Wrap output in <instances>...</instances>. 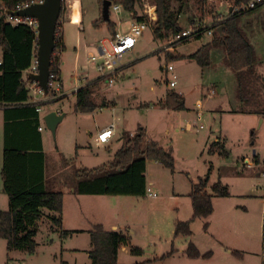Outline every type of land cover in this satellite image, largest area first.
I'll list each match as a JSON object with an SVG mask.
<instances>
[{
	"label": "rangeland",
	"instance_id": "obj_1",
	"mask_svg": "<svg viewBox=\"0 0 264 264\" xmlns=\"http://www.w3.org/2000/svg\"><path fill=\"white\" fill-rule=\"evenodd\" d=\"M78 1L81 2V9L78 5L76 8L83 12L84 31L81 37L84 39L76 54L73 48L66 49V52L64 49L62 53L64 65L61 69V83L67 92L81 81L76 77V70L78 74L85 72L87 80L96 77L95 70L86 64L87 56L94 48L88 49L86 45L90 46L91 42L110 35L105 25L100 28L91 25L96 18L101 17L98 0ZM140 1L136 6L137 14L142 13ZM71 3L74 1L65 0L64 13ZM182 9L178 21L183 31L196 23L207 27L208 23H212L211 18L230 17L235 13L229 12L228 5H224L218 13L209 18L203 17L197 0H184ZM109 16L115 20L118 17L122 22L125 18L133 19L131 13H125L122 9L118 13L110 11ZM242 23L257 55L263 60L259 71L264 72V4L245 13ZM151 25L139 38L132 52L123 54L115 83L109 86L103 81L98 82L93 99L97 105L102 100L115 103L113 113L118 129H125L127 134L133 136L142 127L145 137L149 136L163 147H171L173 168H166L154 160L146 161V182L155 196H109L107 200H79L77 205L68 187L75 167L93 168L112 156L113 151L107 153L97 150L89 139V132H95L94 122L100 124L110 121L112 109H95L92 113L79 115L69 106H64L65 117L54 133L44 127L43 138L48 175L56 173L53 190L63 193L64 223L61 228L66 234L62 235L59 228L52 226L48 219L51 213L43 209L45 217L41 216L35 227L34 251L7 250L6 241L0 238V264H88V251L91 248L88 229L94 217L101 220L104 227L101 226L106 230L110 224L122 228L123 234H127L124 227L126 224L135 230L134 236L129 235L126 246L130 249L139 248L141 253H131L128 248L119 253L118 264H143L148 260H151L150 264H163L160 260L164 256L158 255L165 248V240L176 236L173 235L176 221H186L192 215L188 198L191 182H195L198 177H205L208 172L210 183L220 180L227 186L229 196L213 197L211 215L194 219L190 225L192 233L200 238L205 229L219 234L226 227L264 228V116L231 112V105L235 102V81L232 72L223 65L217 53L212 57L213 65L203 70L194 61L180 58L186 56L188 50L200 46L212 34L205 32L200 41L190 40L178 44L173 49V57L169 58V54L163 53L160 46L166 41L153 39ZM127 27L128 21L121 25L119 23V29L126 30ZM77 29L78 26L64 24L65 37L75 39ZM165 64L174 67V87L166 83L171 73L165 74ZM166 90L182 94L184 110L164 108L160 101ZM212 90L214 95L208 96ZM197 100L201 102L200 109H196ZM51 107H55V103ZM197 111L200 118L195 115ZM1 120L0 110V142ZM88 141L92 145L91 149L84 147ZM216 141L220 142L221 150L228 153L227 158L217 151L213 154L209 152L211 144ZM1 158L0 149V168ZM256 158L258 164H255ZM70 159L75 160L71 162ZM246 159L250 160L249 164L245 163ZM73 207H81L82 213L86 215L83 218L85 221L81 229L67 231L73 217ZM7 209L8 199H0V210ZM206 223L208 228L204 229ZM156 256L158 258L154 259Z\"/></svg>",
	"mask_w": 264,
	"mask_h": 264
},
{
	"label": "trees",
	"instance_id": "obj_2",
	"mask_svg": "<svg viewBox=\"0 0 264 264\" xmlns=\"http://www.w3.org/2000/svg\"><path fill=\"white\" fill-rule=\"evenodd\" d=\"M24 1L26 0H0V11H10L18 2ZM103 1L98 0L100 10ZM108 1L111 5H120L123 12L131 13L132 18L142 19L136 11L140 0ZM149 1L155 6L156 12V20L152 26L153 39L167 41L171 36L182 32L178 17L183 10L184 0ZM246 1L197 0V3L202 16L209 18L212 14L218 13L224 5L229 7ZM64 2L62 0L55 29V47L49 66V74L52 76L50 82L57 81L62 91L60 55L64 51V43L59 21L65 10ZM249 11L251 10L240 11L226 18L213 28L212 37L205 40L192 53L180 58L194 61L203 70L213 65L212 57L217 53L223 65L232 72L235 81L233 92L235 102L231 105V112L264 116V72L259 71L263 60L257 55L242 23V16ZM102 23L106 24L110 35L115 32V24L110 21V16L109 21L106 22L100 17L92 25L98 28ZM219 26H222L220 33L216 31ZM202 30H208V27ZM196 37L201 38L199 34ZM0 43L3 47L0 110L4 121L0 175L2 190L8 199V209L0 210V238L6 241L7 250H25L32 253L36 247L35 227L43 216V209L51 213L48 219L52 226L59 228L62 235L66 234L61 228L63 193L46 187L44 179L46 156L43 152L41 133L38 131L40 115L34 106L22 104L29 97L23 73L31 64L35 35L24 24L11 26L3 23L1 19ZM183 43H187V40H183ZM56 51H59V54H55ZM98 82H101V79L97 77L87 80L71 94L75 98L74 112L90 113L98 107L112 103L102 100L100 104H96L93 93ZM49 91L51 92V89ZM160 102L167 110L185 109L182 94L173 90H166ZM124 136L121 147L108 162L94 168L75 167L71 176L74 194L143 197L146 195L147 187L145 176L147 160H154L166 168H173L171 147H163L153 140L147 141L144 129H138L133 136L129 133H124L122 137ZM220 145L219 141L212 143L209 152L213 154L217 151L227 158L228 153L221 150ZM70 160L72 162L75 159ZM255 164H258L257 158ZM188 196L192 215L186 221H176L174 226L176 236L180 234L191 236L192 221L210 216L213 210L212 198L228 197L229 191L220 180L211 184L208 172L205 177H198L195 182H191ZM206 227L207 223L204 224V228ZM88 232L91 245L88 251L90 264H118V251L122 245H127L128 234L106 230L100 224L94 225ZM130 251L134 254L141 253L139 248H132ZM184 252L190 259L206 258L210 255V253L201 255L192 242L187 244Z\"/></svg>",
	"mask_w": 264,
	"mask_h": 264
},
{
	"label": "crops",
	"instance_id": "obj_3",
	"mask_svg": "<svg viewBox=\"0 0 264 264\" xmlns=\"http://www.w3.org/2000/svg\"><path fill=\"white\" fill-rule=\"evenodd\" d=\"M73 1H74L73 4L71 3V4L67 5V10L62 15V17L59 21V24H60V28H61L62 34H63V43H64L65 52H66V49L68 50V48H73V52L76 54L78 48L81 45L82 40L84 39V37H81L82 36L81 33L84 31V26H82V24H83V12L81 13L80 10L78 9L79 7L81 9V2L78 0H73ZM77 5H78V8H76ZM97 19L98 18H96L95 20H97ZM95 20H94V22H95ZM126 20L128 21V24H129L130 18L129 19L125 18V21H123V22L120 21L118 17H117V20L110 18V21H112L115 24V31L121 30V28L119 29V23L121 25L122 23L127 22ZM64 24H67L69 26H78V29L76 30L75 39H72L71 37H65L66 35L64 34ZM92 24H93V22L91 23V25ZM102 25H105L106 30L108 32V29H107V26L105 23L99 24L98 28H100V26L102 27ZM92 27H93V25H92ZM108 34H109V32H108ZM107 36H109V35H107ZM103 38H106V36ZM71 41H74V43H71ZM96 43H97V40L91 42L90 46L86 45V47L88 49H93L94 45ZM198 47L199 46L191 49V51L188 50L187 52H185V55L192 53ZM62 53H64V52H62ZM62 53L60 55L61 56L60 70L62 69V66L64 65V62L62 60ZM168 56H169V58H172L173 54H170ZM183 60H186V59H183ZM131 62L127 63L125 66L129 65ZM84 68H85V66H84ZM75 73L77 74V76L79 75L78 74L79 71L76 70ZM165 74H166V72H165ZM61 81H62V77L60 80V85L63 89L64 87H63V84L61 83ZM63 91H64V89H63ZM64 93L66 96L61 98L57 103H55V107L50 108L52 111L55 110V111H59L61 114H64L63 108L66 105L69 106L68 108L73 109L74 100H75L74 96L69 95V93H71V92L64 91ZM177 93H180V92H177ZM162 97H164V95ZM52 105H54V104H52ZM114 105H115V103L112 101V103L109 104L108 106L97 108V109L101 110L102 108L107 109V108L111 107L110 109H112V115H111L112 121L110 119V121L108 120L107 123H100V124L95 121L94 122L95 132L94 133L89 132V134H90L89 139L95 144V146L97 147V150H103L104 152H107V153H110V151H113L112 156L109 160L112 159L114 153L121 147V145L123 143L122 136L124 133H126L125 129H118V127L115 124V117H114V113H113V109L115 108V107H113ZM149 107H153V106H149ZM149 107H145V108L148 109ZM76 113H78L79 115L87 114V113H80V112H76ZM64 117H65V114H64L63 118ZM1 119H2L1 120V122H2V138H1V142H0V149H1V155H2V151H3V123H4L2 111H1ZM111 123H114L115 132L113 133L112 137H114V134H115V137L113 139H111V141L109 140L110 142L108 141L106 143H98L97 142V135L100 132H102L105 129V127H107ZM39 126L43 127V130L40 131V133H41L43 152L45 153V156H46L47 153L45 151L44 138H43V132H44L45 125H44V122L42 120V117H40ZM140 128H142V127H140ZM146 137H147V141L152 140L149 136H146ZM78 147H80V146H78ZM84 147L91 149L92 145L88 141L87 145H84ZM109 160H107L106 162H108ZM106 162H103L102 164H104ZM249 162H250V160L246 159L245 163L249 164ZM1 167H2V163H1ZM0 173H1V168H0ZM48 174L49 173L47 171V163L45 161V171H44L45 184H46V187L48 189H54L55 187L52 185H55V183H56V180H57L56 179V173L50 174V175H48ZM145 176H146V174H145ZM0 177H1V175H0ZM148 185L149 184L147 183V187H148ZM68 187L70 189L69 193H70V195L72 193V195H71V196H73L72 199H74L75 202H77V205L79 204V200L80 201H86V200H91L93 198L98 199V201L99 200H107V198H109V196H110V195H79V194H74L72 187H71V180H70V185ZM4 194L5 193L2 190V182H1L0 183V199H3V201L5 198H7V197H5ZM118 196H120V195H118ZM82 197L83 198L85 197L84 200H82ZM188 198H189V196H188ZM189 201H190V199H189ZM189 204H190V202H189ZM190 207H191V205H190ZM95 210H97V209L95 208ZM72 211H73L72 212L73 217H72V220L70 219L71 220L70 226L67 228V231H74L75 229H77V230L81 229L80 227H82V225L84 224V221H85V220H83V218H85L86 215H84L82 213L81 207H78V208L73 207ZM191 211H192V209H191ZM90 212L93 213L92 210H90ZM49 215H51V214H49ZM43 217H45L44 214H43L42 218ZM95 218L96 217L93 218V220H92L93 222H90L89 228L90 227L92 228L94 225H97V224H100L103 226V224L101 223V220H98ZM63 223L64 222H62V226H63ZM93 223H95V224H93ZM75 224H78V226H76ZM124 227H125V232L128 234V236L129 235L130 236L135 235V230L133 228H131L129 226V224H126ZM108 228L109 229H107V230H116V231H120L122 233V231H121L122 228L115 226L113 224L112 225L110 224L108 226ZM90 229H88V230H90ZM88 230H86V231H88ZM203 232H204V234L202 236H200V238L199 237L197 238L194 235V233H192L191 236H186V235L180 234V235L174 236V239L167 238L165 240L166 243H165L164 250H162V252H160V254L158 255L161 257L164 256V259H161L160 261L163 264H166V263L167 264H264V228H260V227L251 228V227H247V226H242V227H237V228L226 227V228H222V230L219 234H217V232H213V231H210L208 229H205ZM189 242H192L195 245V247L197 248V250L199 251V253L201 255H204L205 253H210V255L206 258H202V257L195 258V259L188 258L185 255L184 251H185L186 245ZM168 246H170V247L168 250H166ZM128 248L129 247L126 245H122L120 247V249L118 251L117 261H119V253L122 251L125 252V251L130 249V248L129 249ZM235 252H237V253L234 254ZM158 256H156L154 259H157ZM150 261L151 260H148L147 262H144L143 264H150L149 263ZM88 264H90V261ZM119 264H124V263L119 262Z\"/></svg>",
	"mask_w": 264,
	"mask_h": 264
},
{
	"label": "built area",
	"instance_id": "obj_4",
	"mask_svg": "<svg viewBox=\"0 0 264 264\" xmlns=\"http://www.w3.org/2000/svg\"><path fill=\"white\" fill-rule=\"evenodd\" d=\"M42 0H26L24 2H18L13 9L10 11L2 10L0 11V20L2 19L3 23L10 24L11 26H17L20 24H24L28 26L35 35V43L32 50V59L30 66L23 73V80L25 82L26 88L28 89L29 97L26 101H24L23 105L34 106L36 112L39 113L40 117L52 111L50 109V105L58 102L62 96L65 95L64 91L61 90L57 81L50 82L52 76L49 74V82H48V91L45 93L43 89L37 84L36 81L32 80L30 76L32 74L38 73V62H37V27L38 22L35 18L32 17H21L14 16L12 13L15 11H19L25 7L33 3H41ZM264 4V0H247L245 3L241 5H235L228 7L229 12H240L244 10H252L259 5ZM109 11L114 13H118L121 11V7L118 4L111 5L109 7ZM234 13V14H235ZM142 16L141 20L131 19L126 30H118L115 31L112 35H109L106 38H101L94 45V51L91 52L86 59L87 65L92 67V69L96 72V77L100 78L101 81H104L107 85L112 86L115 81L121 67L122 56L124 53L131 52L139 38L143 35L146 29H149L151 23V27L153 26L156 20V12L155 6L149 0H142V13L139 14ZM227 17V16H226ZM225 18H221L220 16H216L215 18H211V24L208 23V30H202L206 26L202 23H196L195 25L189 27L186 30H182V32L171 36L165 44H161L162 52L165 54H173V49L178 44H183V40H187V43L190 40L200 41L202 40L203 34L206 32L208 34H212L213 28L217 27L220 23H222ZM228 18V17H227ZM150 24V25H149ZM152 30V28H151ZM152 33V31H151ZM199 34L201 38L197 39L196 35ZM177 44V45H176ZM55 54H59V51H56ZM3 65V47L0 43V74L2 72ZM165 72L171 73V77L167 78L166 83L169 87H174L176 84V75L173 73L174 67L171 64L164 65ZM85 72L83 74H79L77 76L78 80H81L77 86H75L69 93V95L74 94L78 88L84 85L87 82ZM96 77H93L96 78ZM51 89V92L49 91ZM214 90H212L211 95L213 96ZM6 105V104H3ZM15 105V104H14ZM4 107V106H3ZM2 107V108H3ZM201 102L200 100L196 101V109H200ZM55 111V110H53ZM58 114H61L59 111H55ZM198 111L196 113V117H199ZM43 127L38 126V131H42ZM115 132L114 123H111L105 129L97 135L98 143H106L112 137ZM145 194L149 196H155L154 193L151 192L149 187H146Z\"/></svg>",
	"mask_w": 264,
	"mask_h": 264
},
{
	"label": "water",
	"instance_id": "obj_5",
	"mask_svg": "<svg viewBox=\"0 0 264 264\" xmlns=\"http://www.w3.org/2000/svg\"><path fill=\"white\" fill-rule=\"evenodd\" d=\"M62 0H42L41 3H33L12 14L14 16L32 17L38 22L37 33V62L38 73L32 74L30 78L37 82L45 93L48 91L49 82V66L51 55L55 44V29L60 16ZM111 2L104 0L101 8V17L104 21H109V7ZM222 26H219L216 31L220 33ZM64 114H58L55 111L46 113L42 120L46 129L55 132L57 124L63 119Z\"/></svg>",
	"mask_w": 264,
	"mask_h": 264
}]
</instances>
